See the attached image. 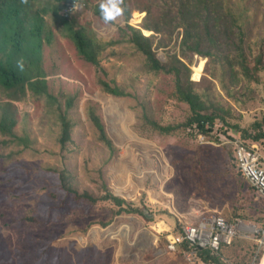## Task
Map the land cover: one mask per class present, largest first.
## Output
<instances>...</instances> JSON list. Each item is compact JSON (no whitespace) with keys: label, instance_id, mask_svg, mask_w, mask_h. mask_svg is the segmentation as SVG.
<instances>
[{"label":"rangeland","instance_id":"rangeland-1","mask_svg":"<svg viewBox=\"0 0 264 264\" xmlns=\"http://www.w3.org/2000/svg\"><path fill=\"white\" fill-rule=\"evenodd\" d=\"M99 1L78 0L73 14L103 40L120 37L119 26L125 24L123 14L114 22L105 23L94 12V4ZM162 2L129 0L133 8L130 24L141 27L147 14L141 7L153 3L152 8L157 13ZM238 2V20L244 40H236L251 60L264 47V0ZM32 5L49 7L42 32L44 37L50 32L44 42L43 67L48 73L52 92L61 99L63 107L68 98L74 103L70 113L76 121L73 129L75 142L70 145L71 151L63 153V164L73 174L70 179L73 187L80 193L89 191L98 198L105 195L103 185H107L115 195L136 203L145 193L143 210L151 211L155 219L166 216L157 212L167 208L163 204L147 203V199L150 192L161 195L160 187L165 192L162 195H166V203L171 206L173 197L177 209L200 206L196 208L200 214L212 211L227 219L238 217L257 226L264 225L262 195L257 193L249 207H242L245 197H250L246 187L249 181L245 179L246 185L240 177L227 171L232 168V160L226 145L218 141H201L198 136L188 133L192 127L173 134L154 133L151 137L139 134L133 127L137 122L136 113L130 108L134 100L103 92L95 67L77 54L63 23L50 8L49 0H36ZM143 32L146 35L152 33L145 29ZM180 32L181 27L175 29L170 38L155 34V46L161 39L166 41L162 47H155L161 59L166 60V51H180ZM106 51H116L103 63L108 73L106 77L114 79L127 91L137 93L146 102L152 118L162 124H177L186 122L191 116L189 103L178 99L175 94L173 76L161 72L155 78L148 72L143 55L128 43ZM198 58L204 57L194 54L190 63L193 80L206 74L208 58H204L200 78H193V66ZM226 67L224 59L212 62L213 85L205 100L213 102L218 113L225 116L228 124L221 118L217 120L225 123L231 135L244 139L245 128L251 135H257L264 131V123L258 127L264 118V67L252 72L253 79L245 77L239 66L237 78L226 73ZM1 90L0 99L8 101ZM88 104L101 115L116 153L111 154L98 141L95 126L88 119ZM14 108L17 109L14 131L21 132L28 123L35 137V147L41 152L28 150L12 158L7 155L18 147L11 146L0 155V244L3 249L0 264L4 258L8 259V264H198L178 251L168 250L167 241L173 237L164 230L157 231L153 220L149 221L139 213L113 215V205L109 201L89 206V201L80 199V204L75 205L69 196L65 202L70 211L63 209L65 214L59 217V208L52 206L61 202L66 191L60 185L59 173L44 168V165L57 169L61 166L54 134L58 127L53 124L56 106L44 98L28 94L15 102ZM24 116L28 122H24L27 120ZM246 140L254 141L251 138ZM260 143L264 147V137L254 145ZM46 149L54 151L53 154L46 153ZM9 170L13 185L7 184L9 176L5 172ZM46 184L48 187L42 188ZM136 185L138 189L135 191ZM37 213L53 214L50 218L41 217L37 222L28 218ZM99 221L108 224L102 225ZM254 264H258L256 259Z\"/></svg>","mask_w":264,"mask_h":264},{"label":"trees","instance_id":"trees-1","mask_svg":"<svg viewBox=\"0 0 264 264\" xmlns=\"http://www.w3.org/2000/svg\"><path fill=\"white\" fill-rule=\"evenodd\" d=\"M35 1L0 0V89H2V95L9 98L8 101H4V98L0 99V103H2L0 104L2 109L0 114V148L2 149L0 155H3L5 148L11 146L18 147L17 150L11 149L7 155L12 158L28 150L41 152L35 147V137H33L28 123L23 126L21 132L19 131L20 133L14 131V127L17 126V109L14 108V103L28 94L39 99L44 98L50 102V105L56 106V121L53 124L58 127L54 134H56L61 166L57 169L55 166L44 165V168L46 171L59 173L60 185L66 191L61 202L52 206L59 208V217H63L65 214H63V209L66 212L70 211L65 199L71 196L75 205L80 204V199L89 201V206L100 201H109L113 205V215L139 213L149 221L154 220V218L149 217L150 213H145L143 210L144 197L139 203L128 201L111 192L107 185H103V189L106 191L105 195L96 198L89 191L80 193L76 187L72 186L70 179L73 178V174L68 166L63 164L65 157L63 153L66 150L71 151L70 145L73 146L75 142L73 129L76 121L70 113L74 103L72 98H68L66 106L63 107L64 104L61 99L52 92L48 73L43 67L44 42L45 38H49L50 32L46 33V37L43 36L42 32L49 7L47 5L36 7V5H32ZM76 2L78 0H49L50 8L63 23L66 34L72 39L76 47L77 54L95 67L101 90L115 97H129L134 100L130 104V108L135 111L137 118L133 127L143 136L151 137L154 133L160 135L173 134L188 127H192L191 130H188L189 134L192 133L191 135L197 136L199 132L209 134L204 126L205 122L211 124V129L219 118L227 123L225 116L218 113L219 111L214 107L213 102L208 103L205 100L207 91L213 85L212 62H219L224 59L227 64L226 73L229 72L231 76L236 77L239 74L237 69L239 66L242 74L249 79H253L252 72L255 73L257 69L264 67V47L259 49L253 59L250 60L236 40L237 38L241 42L244 40L241 24L238 20L240 19L238 17L240 16V14L238 15V8H240L238 0H163L157 13L152 8L153 3H148L141 7V10L147 13L141 27L130 24L129 19L133 8L129 0H122L125 24L119 26L120 37L109 40H103L97 36L94 30L82 25L76 14L60 15L67 4L74 5ZM101 2L102 0L94 4V12L100 18L99 5ZM179 27H181L180 51L174 53L166 51V60L161 59L155 47H162L163 42L166 41L161 39L155 46V34H160L162 38L167 35L170 38L175 29ZM143 29L152 31V33L146 35ZM121 43H128L136 52L143 55L148 72H151L155 78L161 72L173 76L175 94L178 99L187 101L190 105L192 114L186 122L160 123L148 114L146 102L137 93L127 91L114 79L106 77L108 73L103 67V63L116 52L106 50L108 48L114 49L116 45ZM194 54L208 58L206 74L201 78L204 58H198L193 66V78H200L199 80L191 79L190 63H192ZM21 59L24 63L23 70L17 66V61ZM198 88L203 89V91L200 92ZM210 109L212 110L209 111ZM24 119L27 117L24 116ZM88 119L95 126L98 141H101L111 154L116 153L117 149L107 134L101 115L90 104H88ZM29 121L33 122L31 119ZM24 122H28V119ZM263 123L264 118L261 123H258V127L261 128ZM243 137L245 140L251 138L254 140L251 142H255L264 137V131L257 135H251L245 128L243 129ZM227 148L228 156L232 160V168L227 169V171L245 182L247 177L240 169L232 148ZM45 152L53 154L54 151L46 149ZM5 173L9 176L7 184L13 185L11 171ZM47 187L46 184L42 188ZM246 187L249 188L250 197H245V203L242 207H249L258 196L256 187L250 182ZM52 214L37 213V218L34 215L28 218L37 222L41 217L50 218ZM237 216H241V214H237ZM234 219L229 218V220ZM99 222L102 225L108 224L105 221ZM257 250L258 242L256 240L236 236L231 244H222L218 253H211L207 249L199 250L198 260L207 264H254L255 259L258 262L260 258ZM0 251H3L2 244H0ZM1 264H8V259L1 260Z\"/></svg>","mask_w":264,"mask_h":264},{"label":"built area","instance_id":"built-area-1","mask_svg":"<svg viewBox=\"0 0 264 264\" xmlns=\"http://www.w3.org/2000/svg\"><path fill=\"white\" fill-rule=\"evenodd\" d=\"M71 4L65 9L72 11ZM209 134L197 133L201 141H218L232 148L234 157L247 177V180L256 187L257 192L264 198V147L263 144L254 145V142L245 140L228 131L221 120H217L211 129V124H204ZM173 240L167 241V249L178 251L191 261L198 262V253L201 249L218 253L222 244H231L236 236L249 238L258 242L257 254L264 255V225L257 226L241 219L229 220L219 213L205 211L195 222H182L176 231H172Z\"/></svg>","mask_w":264,"mask_h":264},{"label":"crops","instance_id":"crops-1","mask_svg":"<svg viewBox=\"0 0 264 264\" xmlns=\"http://www.w3.org/2000/svg\"><path fill=\"white\" fill-rule=\"evenodd\" d=\"M257 142L258 141H255L254 143H257ZM137 189H138V187L136 185L135 191ZM159 192L161 193V195H159L158 192H157V195L153 194V192H150L148 194L147 203L151 202L154 205L163 204L164 207L167 209H163L162 211H159L157 213H165L166 216H159L155 219V214H151L152 213L151 211H149V212L145 211V213H150L149 217L154 218L153 221H154V225H155V228L157 231H163L164 230L166 233L172 234V231H176V229L178 228V225H180L182 222H185V221L195 222L198 220L200 213L198 212V210L196 208H199L200 206H190L187 209H177L176 201L174 200L173 197L171 198V201H172L171 206H169L166 203V198H165L166 195H162L165 193L164 190L159 187ZM145 196H146L145 193H143L142 198ZM147 203H146V205H147ZM194 219H197V220H194ZM150 221H152V220H150ZM170 237H172V236H170ZM197 263L198 264H207L201 260H199ZM257 263L258 264H264V255L262 258H259V261Z\"/></svg>","mask_w":264,"mask_h":264},{"label":"clouds","instance_id":"clouds-1","mask_svg":"<svg viewBox=\"0 0 264 264\" xmlns=\"http://www.w3.org/2000/svg\"><path fill=\"white\" fill-rule=\"evenodd\" d=\"M76 3L72 5L74 7L72 8V11L68 13L65 12V9L69 6V4H67V6L61 11L62 14L68 16L69 14L73 13L76 7ZM99 9L101 18L105 23L114 22L124 12V8L122 7V0H102L99 5ZM17 66L18 68L23 70L24 63L22 59L20 61H17Z\"/></svg>","mask_w":264,"mask_h":264}]
</instances>
